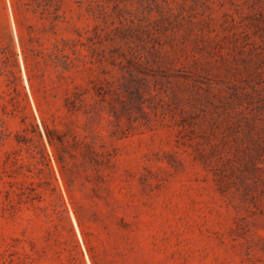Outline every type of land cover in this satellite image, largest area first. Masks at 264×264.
Returning <instances> with one entry per match:
<instances>
[{
    "label": "rangeland",
    "instance_id": "rangeland-1",
    "mask_svg": "<svg viewBox=\"0 0 264 264\" xmlns=\"http://www.w3.org/2000/svg\"><path fill=\"white\" fill-rule=\"evenodd\" d=\"M263 98L264 0H0V264H264Z\"/></svg>",
    "mask_w": 264,
    "mask_h": 264
},
{
    "label": "trees",
    "instance_id": "trees-1",
    "mask_svg": "<svg viewBox=\"0 0 264 264\" xmlns=\"http://www.w3.org/2000/svg\"><path fill=\"white\" fill-rule=\"evenodd\" d=\"M235 34V33H234ZM134 58H137L138 65H141L140 62V55H134ZM139 61V62H138ZM146 60L144 63H147ZM139 93V90H137ZM242 93V92H241ZM264 99V98H263ZM241 103L240 102H232L229 104V111H226L227 118L231 121L232 124L240 125V123L244 122L247 129L245 132V136L249 141H253V137L251 134L252 130H264V124H261L260 117H258L257 114H250V112H245L244 109H240ZM258 108V106H256ZM233 142H235L234 150L235 153H233L232 157L228 154L222 155L221 152H219L218 145L212 144L213 151H216L218 154V161L219 164H214L213 167H211V172L215 176L216 181L223 182V180L226 177L225 171L226 168L229 167L231 171L234 169H239L237 166L235 160H237V154L239 152L242 153V159L247 163V161L250 162V165L253 167L258 168L256 165V162L254 161V158L252 154L248 151V147L246 146V143L244 142V139H241L239 142L236 141V139L233 138ZM236 157V158H235ZM235 158V160H234ZM246 167V166H245Z\"/></svg>",
    "mask_w": 264,
    "mask_h": 264
}]
</instances>
